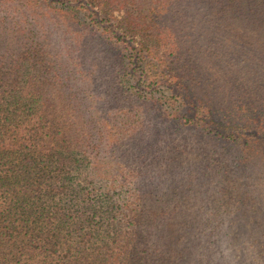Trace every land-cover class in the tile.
Listing matches in <instances>:
<instances>
[{
    "label": "trees",
    "instance_id": "trees-1",
    "mask_svg": "<svg viewBox=\"0 0 264 264\" xmlns=\"http://www.w3.org/2000/svg\"><path fill=\"white\" fill-rule=\"evenodd\" d=\"M191 1L197 19L218 25L221 14L264 40V0ZM136 3L0 0V264H264V80L254 83L249 70L246 87L232 90L239 76L227 73L222 91L203 92L199 78L187 82L148 45ZM85 21L116 45L129 87L138 67L149 86L167 77L192 124L173 133L207 148L206 170L188 161L190 174H175L171 161L125 174L106 159L108 122L88 111L104 97L69 64L76 43L84 46L71 27ZM67 31L68 46L56 48L54 34L64 41ZM179 40L166 49L176 52ZM253 61L264 70L259 51L238 63Z\"/></svg>",
    "mask_w": 264,
    "mask_h": 264
},
{
    "label": "rangeland",
    "instance_id": "rangeland-1",
    "mask_svg": "<svg viewBox=\"0 0 264 264\" xmlns=\"http://www.w3.org/2000/svg\"><path fill=\"white\" fill-rule=\"evenodd\" d=\"M193 2L191 0H139L140 5L136 3L137 7L133 8L138 14L141 9H144L140 14L141 18L137 19L141 20L145 37L148 40L151 39L148 45H159L157 55L161 56L167 66L169 63L170 67H175L174 73L182 75L183 78L189 75V79L184 78L187 82H192L194 76L199 78L197 84L203 92L211 91L215 95L222 91L223 82L221 81L226 79L223 75L227 73L239 76V82L235 85L237 88L231 87L232 90L246 87L248 77L241 75L249 70L254 77V83L261 84L264 80V70L259 66L260 63L253 61L254 65L247 67V61L246 64L238 63V61L240 57L243 59L247 56L248 51H259L264 54L263 38L257 34L249 36L246 32L235 29L230 19L221 14L218 25H214L207 17L197 19V5ZM150 8L152 10L149 12ZM106 24L107 21H104L100 26L103 27ZM71 30L76 35H69L68 31L66 34L59 33L60 36L63 34L64 41L54 34L55 46L58 49L67 47L66 39L83 35L81 40L84 46L81 47L79 41L76 43L78 47L76 52L70 53L69 64H73L72 67L83 74L81 75L84 85L86 89L91 90L94 98L104 97L103 100L96 101L95 106L89 102L88 111H99L102 113L100 116L108 122L106 126L110 134L104 146L106 159L115 163L116 166L119 163L121 172L125 174L129 171L136 173L138 167H146L148 163L151 165L149 169L155 167L159 170L162 163L168 164L171 161L178 164L175 174L178 172L188 176L191 169L206 170L205 167L210 165L213 159L209 151H206L207 148L201 150L198 144H195L196 141L190 138L188 131L186 135L173 133L174 130L178 132L183 128H192V124L187 117L182 116L183 103L178 97H174L167 77L152 76L153 85L149 86L141 78L143 74L141 67H138L137 78L129 76L133 83V87H129V84L123 80V62L119 57L118 49L114 43L103 40L101 36L103 28L98 29L93 21L90 23L85 21V24L79 27L73 25ZM168 33L170 35L168 40L171 41L163 44L161 38L166 37ZM177 38L180 39L178 43L180 46L176 48V52H170L171 50H167L166 47L170 46V43L175 46L174 39ZM129 40L131 41L128 38ZM131 44L135 45L134 42ZM255 44L257 46H254ZM118 45H121V42ZM80 48L81 50L78 51ZM229 48H232L234 52L227 59L226 50ZM128 53H131V49ZM230 61L232 64L229 68ZM194 67H196L195 70L191 71ZM156 69L150 67V72ZM89 70L93 71L92 75H88ZM219 75H222V78L217 81ZM158 76L160 78H157ZM152 93L154 97L151 96ZM130 133L134 134L126 136ZM152 134L154 137L151 139L149 135ZM123 136L125 137L120 143V138ZM119 152L121 156H118ZM188 161H193L196 167L192 164L191 169L188 167L185 169L184 163Z\"/></svg>",
    "mask_w": 264,
    "mask_h": 264
}]
</instances>
